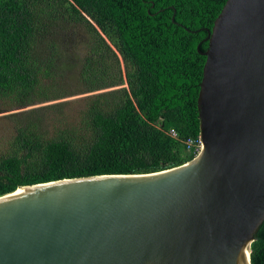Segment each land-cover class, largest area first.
<instances>
[{"label": "water", "instance_id": "1", "mask_svg": "<svg viewBox=\"0 0 264 264\" xmlns=\"http://www.w3.org/2000/svg\"><path fill=\"white\" fill-rule=\"evenodd\" d=\"M208 32L198 155L0 196V264H252L264 223V0H227Z\"/></svg>", "mask_w": 264, "mask_h": 264}, {"label": "trees", "instance_id": "2", "mask_svg": "<svg viewBox=\"0 0 264 264\" xmlns=\"http://www.w3.org/2000/svg\"><path fill=\"white\" fill-rule=\"evenodd\" d=\"M226 2L0 0L3 108L73 94L55 84L64 73L58 70L64 48L76 35L71 27L79 34L82 26L87 35L77 94L120 86L80 99L77 123L52 118L53 126L64 123L52 133L41 129L46 119L27 123L28 112L9 116L16 135L0 156V196L64 178L156 172L196 157L186 141L201 133L206 56L199 47L209 48L208 29ZM251 262L264 264V223L251 244Z\"/></svg>", "mask_w": 264, "mask_h": 264}, {"label": "rangeland", "instance_id": "3", "mask_svg": "<svg viewBox=\"0 0 264 264\" xmlns=\"http://www.w3.org/2000/svg\"><path fill=\"white\" fill-rule=\"evenodd\" d=\"M78 29L79 28L71 27V31H75L76 35L72 37L67 46H65L67 50L64 48L65 55L63 54V62L59 63L58 70L59 72L64 73L55 79V84L61 86L64 88V90L70 88L73 89V94H67V96H57L48 101L36 102L38 98L37 97L33 103L27 106H16L12 109L3 108L0 103V156H3L5 153L11 150L12 137L16 135L15 128L13 127L9 116L17 114L19 117L21 114L28 112L29 114L25 118V122L27 123H30L34 120L38 121L39 118L46 119L41 129L42 131L50 130L52 133L57 126H63L64 123L71 125L81 121L82 114L80 112V99H83L87 95L93 93L107 92L120 87H109L95 92L77 94V91H81L83 87V85L78 80V76L80 77V74H78L77 69L78 63H82L83 61V45L85 38H87V35L84 34V28L80 26V29L83 32H80L79 34L77 33ZM58 46V52L62 53V45ZM50 51L51 50L47 49L45 46L44 53L48 54ZM56 116L63 118L65 120L64 123L53 126L52 118H55Z\"/></svg>", "mask_w": 264, "mask_h": 264}, {"label": "built area", "instance_id": "4", "mask_svg": "<svg viewBox=\"0 0 264 264\" xmlns=\"http://www.w3.org/2000/svg\"><path fill=\"white\" fill-rule=\"evenodd\" d=\"M171 134L173 136H175V137L178 136V133L175 130H172L171 131ZM186 142H187V145H188L189 148H196V150H198V152H200V150L202 148V139H201V136H199L198 139L190 138Z\"/></svg>", "mask_w": 264, "mask_h": 264}, {"label": "bare ground", "instance_id": "5", "mask_svg": "<svg viewBox=\"0 0 264 264\" xmlns=\"http://www.w3.org/2000/svg\"><path fill=\"white\" fill-rule=\"evenodd\" d=\"M21 189H25V188H20L19 190H21Z\"/></svg>", "mask_w": 264, "mask_h": 264}, {"label": "clouds", "instance_id": "6", "mask_svg": "<svg viewBox=\"0 0 264 264\" xmlns=\"http://www.w3.org/2000/svg\"><path fill=\"white\" fill-rule=\"evenodd\" d=\"M201 136V135H200Z\"/></svg>", "mask_w": 264, "mask_h": 264}]
</instances>
